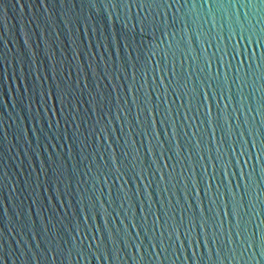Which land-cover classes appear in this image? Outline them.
Instances as JSON below:
<instances>
[{
	"label": "water",
	"instance_id": "water-1",
	"mask_svg": "<svg viewBox=\"0 0 264 264\" xmlns=\"http://www.w3.org/2000/svg\"><path fill=\"white\" fill-rule=\"evenodd\" d=\"M0 264H264V0H0Z\"/></svg>",
	"mask_w": 264,
	"mask_h": 264
}]
</instances>
